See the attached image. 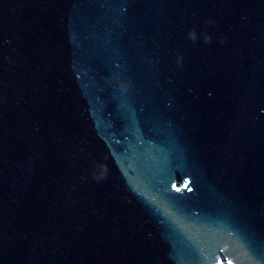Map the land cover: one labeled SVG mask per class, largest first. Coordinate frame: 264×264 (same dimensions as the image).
<instances>
[{
	"label": "water",
	"instance_id": "water-1",
	"mask_svg": "<svg viewBox=\"0 0 264 264\" xmlns=\"http://www.w3.org/2000/svg\"><path fill=\"white\" fill-rule=\"evenodd\" d=\"M0 264H264V0H0Z\"/></svg>",
	"mask_w": 264,
	"mask_h": 264
}]
</instances>
